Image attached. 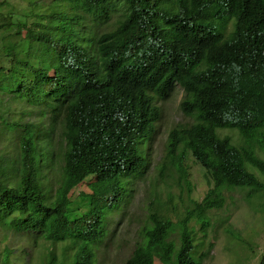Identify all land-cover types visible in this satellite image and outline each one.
<instances>
[{
    "label": "trees",
    "instance_id": "1",
    "mask_svg": "<svg viewBox=\"0 0 264 264\" xmlns=\"http://www.w3.org/2000/svg\"><path fill=\"white\" fill-rule=\"evenodd\" d=\"M26 1L0 12V125L13 154L0 155V228L39 239V264H95L146 169L156 101L176 86L190 122L169 130L165 160L188 187L190 155L210 186L175 222L149 212L123 264H201L223 190L246 189L264 213V0ZM14 104L45 108L49 127ZM0 255L15 264L7 248Z\"/></svg>",
    "mask_w": 264,
    "mask_h": 264
},
{
    "label": "rangeland",
    "instance_id": "2",
    "mask_svg": "<svg viewBox=\"0 0 264 264\" xmlns=\"http://www.w3.org/2000/svg\"><path fill=\"white\" fill-rule=\"evenodd\" d=\"M9 7L21 12L32 8L26 0H0V12H6ZM182 97L183 90L176 86L167 98L156 101L160 118L151 138L143 146L146 169L141 176L130 179L129 194L121 202L120 210L112 214L107 233L95 246V264H123L134 248L140 229L148 222L149 212L156 211L175 222L193 200L203 197L207 186H210L204 178L203 168L190 155L186 158L188 187L164 157L169 130L190 122L179 108ZM13 108L21 112L22 120L33 121L41 128L49 127L45 108L15 104ZM1 129L0 125V155L4 153L6 161L11 160L13 154L7 140L8 133ZM223 132L235 135L228 129ZM52 141L48 151L55 160L44 171L49 183L59 175L57 160L61 157V146L58 130L54 132ZM223 195V206L209 214L211 225L205 237L210 245L203 248L206 253L201 264H257L264 252V213L257 205L248 202L246 189L223 190ZM199 228V225L195 226L200 239ZM41 246V241L32 240L28 233L0 228V253L7 248L10 260L15 264H39L44 252ZM153 264L161 262L155 259Z\"/></svg>",
    "mask_w": 264,
    "mask_h": 264
}]
</instances>
